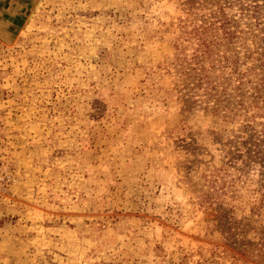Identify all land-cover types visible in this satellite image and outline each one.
<instances>
[{
    "label": "rangeland",
    "instance_id": "374dc122",
    "mask_svg": "<svg viewBox=\"0 0 264 264\" xmlns=\"http://www.w3.org/2000/svg\"><path fill=\"white\" fill-rule=\"evenodd\" d=\"M226 2L217 115L192 84L213 0H0V264H264L216 221L264 231V0Z\"/></svg>",
    "mask_w": 264,
    "mask_h": 264
},
{
    "label": "trees",
    "instance_id": "16d2710c",
    "mask_svg": "<svg viewBox=\"0 0 264 264\" xmlns=\"http://www.w3.org/2000/svg\"><path fill=\"white\" fill-rule=\"evenodd\" d=\"M226 1L227 0H213L214 4H217L218 13L213 12L211 15H219L214 21H210L209 19L207 21H203L202 24H200V27H197L195 29V36L198 37L196 57L197 61L200 60V79H198L199 83L192 84H196L195 86L200 88V93L203 92L206 96L205 100H202L200 98V104L206 105L205 110L207 112H211L217 115H222V111L224 109L226 111L229 110V107L222 104V95L219 93L216 86L205 85L204 82L208 80L210 76L205 73L206 70L204 64L207 60L213 61L215 64H217L218 61L216 59V56H218L219 58L223 59V65H226L230 63V60L232 58L228 55V53L229 50H231V47L237 35L232 26L234 24L233 19L230 18L224 10V5H226L227 3ZM222 49H224V53L220 57ZM232 56L234 57V55ZM262 73V90L260 88L257 89V101L256 98H254L253 102L257 106H259L258 103L261 101L264 112V67L262 69ZM238 82V88L241 90L240 87L242 86V81L239 80ZM201 97H203V95ZM185 100L186 105L194 104L192 97H188ZM240 100H242V98ZM211 103L213 104L211 105ZM240 103H243V101H240ZM259 116L264 117V113H261V115ZM254 138H256L258 142L252 144L254 146V150L253 148H249L246 152L248 153L247 159H249V161H246V164L250 163L246 167L249 168L252 164L264 169V123L262 124V130L260 131V134L257 137L251 136L250 141H254ZM239 156L241 158L243 157L242 155ZM216 184L214 185L213 190L215 189L217 192H219L222 189H220V187H218ZM202 200V203L204 204L212 203L211 194L209 192L204 193L202 195ZM217 206H219V214L216 219V221L218 222L217 227L224 231V234H228L229 238L231 239L232 243L228 246L236 250V252L244 258L256 260L257 257L264 259V231H262L258 227L255 228L256 232H258L259 235L258 242L248 241L245 238L246 236H242L239 238V234H247L248 227L250 228L249 224L244 225L242 223L236 222V220H232L228 212L223 208L222 203Z\"/></svg>",
    "mask_w": 264,
    "mask_h": 264
}]
</instances>
